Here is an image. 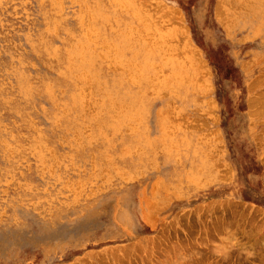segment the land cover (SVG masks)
Segmentation results:
<instances>
[{
  "label": "rangeland",
  "instance_id": "obj_1",
  "mask_svg": "<svg viewBox=\"0 0 264 264\" xmlns=\"http://www.w3.org/2000/svg\"><path fill=\"white\" fill-rule=\"evenodd\" d=\"M263 75L264 0H0V264H264Z\"/></svg>",
  "mask_w": 264,
  "mask_h": 264
},
{
  "label": "bare ground",
  "instance_id": "obj_2",
  "mask_svg": "<svg viewBox=\"0 0 264 264\" xmlns=\"http://www.w3.org/2000/svg\"><path fill=\"white\" fill-rule=\"evenodd\" d=\"M219 13V12H218ZM86 73V72H85ZM264 76V75H263ZM261 77V76H260ZM264 79V78H263ZM259 80V79H258ZM262 92V91H261ZM264 95V94H263ZM255 102V101H254ZM260 114V113H259Z\"/></svg>",
  "mask_w": 264,
  "mask_h": 264
}]
</instances>
